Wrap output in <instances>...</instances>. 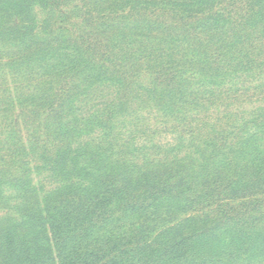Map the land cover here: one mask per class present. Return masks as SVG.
Returning a JSON list of instances; mask_svg holds the SVG:
<instances>
[{
	"label": "trees",
	"instance_id": "trees-1",
	"mask_svg": "<svg viewBox=\"0 0 264 264\" xmlns=\"http://www.w3.org/2000/svg\"><path fill=\"white\" fill-rule=\"evenodd\" d=\"M152 119L191 143L143 153ZM232 203L264 216V0H0V264L174 253Z\"/></svg>",
	"mask_w": 264,
	"mask_h": 264
},
{
	"label": "rangeland",
	"instance_id": "rangeland-1",
	"mask_svg": "<svg viewBox=\"0 0 264 264\" xmlns=\"http://www.w3.org/2000/svg\"><path fill=\"white\" fill-rule=\"evenodd\" d=\"M6 78L9 81H14L11 79V75ZM245 109H249V107L247 106ZM236 119L232 116L230 120L235 121ZM149 122L154 127L160 126L153 130L154 132H148L145 134L146 136H142L141 139H144L142 143H145L147 147L144 148L143 153L156 150L163 152L175 146L178 147L180 144L183 145V143H191V135L179 133L175 128L177 124L174 122L160 119H152ZM134 148V145L128 146L129 152H121V156L129 153L133 156L136 155V152H130ZM117 150L121 151V149ZM117 150L110 152L111 157L118 158ZM185 152L192 153L194 151L191 148H185ZM129 159L135 163L132 157ZM141 161H143L142 154L137 159V162ZM74 165L69 163L68 168L74 169L70 168ZM47 173H50L49 170H32L31 183H42ZM245 210L244 205L239 203L215 208L204 219L197 220L190 228L191 231H198L203 227H210V230L200 238L175 245L174 253L171 249L164 250L156 245L147 248L145 253L133 251L127 254L128 257L115 258L108 264H264V216H255L257 214L255 211L249 216L248 212L244 213ZM259 211L264 213V207ZM233 215H236V218H230ZM254 216L258 218L255 219ZM248 217H252V219ZM217 222L219 223L216 224ZM164 243L165 240L161 238L159 245Z\"/></svg>",
	"mask_w": 264,
	"mask_h": 264
}]
</instances>
